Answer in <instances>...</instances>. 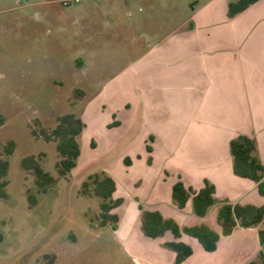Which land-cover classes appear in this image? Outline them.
Returning <instances> with one entry per match:
<instances>
[{"label": "crops", "instance_id": "obj_1", "mask_svg": "<svg viewBox=\"0 0 264 264\" xmlns=\"http://www.w3.org/2000/svg\"><path fill=\"white\" fill-rule=\"evenodd\" d=\"M238 1L194 0L188 20L160 40L148 38L145 52L90 97L82 116V135L97 140L92 149L124 145L117 169L103 171L116 183L114 199L123 200L112 212L119 218L113 232L136 264H176L165 246L173 242L193 250L181 264H250L262 253L264 222L229 236L218 222L225 203L264 207L259 183L235 173L231 153V142L247 137L264 166V0L231 15ZM178 182L193 194L215 187L208 216L194 214L193 197L177 207ZM140 206L181 228L209 226L221 236L217 249L208 252L185 234L147 237Z\"/></svg>", "mask_w": 264, "mask_h": 264}, {"label": "rangeland", "instance_id": "obj_2", "mask_svg": "<svg viewBox=\"0 0 264 264\" xmlns=\"http://www.w3.org/2000/svg\"><path fill=\"white\" fill-rule=\"evenodd\" d=\"M62 1L0 0V153L16 144L9 198H0V264H136L111 227L101 226V200L81 192L90 175L117 169L124 145L92 149L97 140L87 131L79 137L80 166L63 178L56 143L41 130L54 129L57 116L82 117L90 97L127 71L148 38L160 40L188 20L194 0ZM29 156L58 179L46 194L22 168ZM29 194L38 198L32 209ZM255 262L264 264V243Z\"/></svg>", "mask_w": 264, "mask_h": 264}, {"label": "trees", "instance_id": "obj_3", "mask_svg": "<svg viewBox=\"0 0 264 264\" xmlns=\"http://www.w3.org/2000/svg\"><path fill=\"white\" fill-rule=\"evenodd\" d=\"M257 1L240 0L237 3H233L230 5V13L231 15H236L248 9ZM75 93L80 97L85 95V92L79 89ZM85 128L86 124L81 116L76 113H69L57 116V125L51 131L41 130V136L46 141L56 143V151L59 157L56 167L63 178L70 175L78 167V160L82 154L79 137L83 134ZM92 147H95V143H92ZM3 149V152L0 153V198L8 199L6 188L9 186V181L7 180L10 169L9 157L14 154L16 144L10 141ZM148 150L150 151L151 148L148 147ZM231 153L234 160L235 173L240 177L249 178L259 183V191L264 196V166L257 155L256 142L247 137L234 140L231 142ZM125 163L130 165L129 160H126ZM21 164L24 170L33 172L38 194H46L58 182L56 177L43 168L39 158L36 156L24 158ZM115 191L116 183L114 179L104 171L90 175L82 183L81 188V192L85 196H95L101 200V226H110L114 231L117 229L119 218L112 212L123 203L122 199H114ZM214 193L215 187L211 184H207L201 191L193 194L192 191L185 188L182 182H178L173 187V200L179 209H184L188 201L193 197L194 214L197 217L204 218L208 216L216 204ZM28 201L30 209L38 205V198L34 194L28 195ZM140 210L142 211V231L147 237L155 239L163 237L167 232H171L176 239H180L185 234L197 239L208 252H213L217 249L221 236L209 226L199 225L181 228L175 221L164 218L159 212L147 211L142 206H140ZM218 222L224 236L231 235L238 228H256L264 222V207L225 203L218 210ZM165 246L177 254L176 264L183 263L193 254L192 248L182 242L167 243ZM250 264L257 263L251 262Z\"/></svg>", "mask_w": 264, "mask_h": 264}, {"label": "built area", "instance_id": "obj_4", "mask_svg": "<svg viewBox=\"0 0 264 264\" xmlns=\"http://www.w3.org/2000/svg\"><path fill=\"white\" fill-rule=\"evenodd\" d=\"M82 0H63L62 1V4H63V6H65V7H69V6H71V5H73V4H78V3H80ZM94 1H99V0H94Z\"/></svg>", "mask_w": 264, "mask_h": 264}]
</instances>
